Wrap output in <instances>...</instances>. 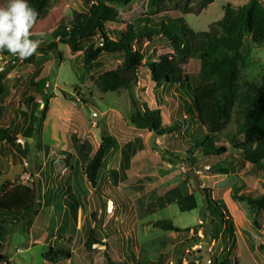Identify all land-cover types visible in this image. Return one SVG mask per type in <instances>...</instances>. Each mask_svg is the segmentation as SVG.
<instances>
[{"label": "rangeland", "instance_id": "1", "mask_svg": "<svg viewBox=\"0 0 264 264\" xmlns=\"http://www.w3.org/2000/svg\"><path fill=\"white\" fill-rule=\"evenodd\" d=\"M197 2L191 1L193 12L178 10L168 13L167 22L175 32H181L180 23L176 22L179 17L184 18L196 32L208 31L212 23L223 18L227 4L239 7L248 0H216L200 12L197 11ZM147 5V0H134L129 6H117L119 24H109V29L114 31L126 24L137 23L146 14ZM86 10L84 0H51L48 15L36 22L31 39L39 41V44L49 41L50 34L61 22L68 24L75 12ZM98 38L95 37L92 42L99 41ZM88 44L84 42L83 49ZM139 49L143 62L172 51L169 41L161 36L152 42L144 40ZM243 54L249 59L248 67L242 70L243 77L264 90V45L254 44L247 38ZM122 60L120 55H104L103 68L89 71L84 68V51L73 53L68 45L59 42L56 50L45 55L38 53L34 64L19 63L4 79L8 91L0 113V124L21 131L18 144L24 149L21 153L16 146L0 141V168L5 169L9 165L0 178V185L5 180L26 184L40 181L42 200L38 208L39 218L32 228L33 232L30 231L31 235L28 219L14 224L10 231H6L2 252L10 255L11 264H53L43 258V254L50 249L44 239L61 225L60 235L65 233V237L57 242L58 247L70 249L72 257L54 264H106V253L116 264H160V253L166 255L163 264H177L181 256L184 260L182 264H189L195 255L191 252L193 249L182 246L186 234L155 229L153 223L166 219L181 228H193L199 227L202 222L204 229L210 231L213 215L208 210L203 192L210 190L224 208L226 217L235 224L236 244L231 248L230 255L240 264H264V249L259 250L264 243V214L260 215L262 228L258 229L248 205L233 199V195L243 193H264V174L254 173L250 164L243 167L242 162H237L239 149L224 138L220 145L227 149L226 155L221 159L201 156L198 167H190L183 161L187 159L186 150L193 140L206 135L197 124L186 125L181 137H159L134 125L130 117L136 110L135 99L147 103L151 109H161L165 125L174 118L185 116L186 102L190 103V99L185 87H156L147 68L141 72L139 82L132 90L101 91L96 83L98 74L115 68ZM200 69V60L191 59L187 67L189 74L197 75ZM30 79L39 81L38 89L30 83ZM24 90L37 100L25 102L27 96L23 98ZM81 99H85L86 104ZM46 105L48 111L41 137L42 146L41 150H37L36 141L26 138L24 130L33 122L39 123L41 111ZM107 135L114 137L115 144L104 160L98 185L94 188L78 161L74 146L86 144L95 153ZM137 138L144 142V149L132 158L128 179L114 181L110 173L120 168L123 146ZM183 142L186 143L183 149L178 150L177 145ZM70 163L73 168L69 167ZM221 169H227L229 173ZM176 187L184 192H197L198 207L182 212L175 203L150 214L159 198ZM67 190L75 191L80 197L81 227L78 229L68 204L65 217L64 210L59 212L60 203L55 204L69 192ZM108 198L116 203L113 214L106 210ZM94 226L101 242L99 244H106L107 249L99 244L93 245L91 251L86 249L85 242L90 228L92 230ZM192 235L193 232L188 237ZM209 241L204 239L205 243ZM216 242V249L219 248L217 255H225L232 245L229 234L222 235ZM150 246L154 247V251Z\"/></svg>", "mask_w": 264, "mask_h": 264}, {"label": "trees", "instance_id": "2", "mask_svg": "<svg viewBox=\"0 0 264 264\" xmlns=\"http://www.w3.org/2000/svg\"><path fill=\"white\" fill-rule=\"evenodd\" d=\"M134 0H84L86 11L75 12L68 24L61 22L50 34V40L40 43L38 53L48 54L58 48L59 42L68 45L73 53L84 51V68L94 70L103 68L104 55H120L123 60L113 69L98 74L96 83L104 92L117 91L119 89L132 90L139 82L141 72L147 68L156 87L177 85L186 88L190 103L187 106L185 116L174 118L169 124L163 123L161 109H151L147 103L134 100L135 112L131 115V122L141 129H147L155 135L178 137L182 136V130L186 125H198L206 132L202 139H195L186 150L187 159L183 160L190 167H198L202 158L221 159L227 153V149L220 145L224 138L239 149V159L244 167L250 164L254 173L264 174V90L255 83L243 77L242 70L249 65V59L243 51L246 47V39L259 46L264 45V1L248 0L242 6L234 7L227 4L224 16L221 20L211 24L208 31H194L185 19L179 17L180 33L175 32L167 22L169 12L182 11L193 12L192 0H147L146 14L137 23L126 24L123 28L110 30L108 25L119 24V10L117 6H129ZM197 11H202L216 0H197ZM5 6L7 0L0 1ZM30 5L38 12L37 22L48 15L51 0H29ZM113 34L115 37L111 36ZM163 37L169 41L171 52L157 59L143 62V55L139 45L148 40L152 42L156 37ZM95 37L99 41L92 42ZM38 39H42L38 37ZM89 42L83 49L82 44ZM6 65L0 72V113L8 91L4 79L16 69L19 63L34 64L37 55L20 60L7 52H0ZM199 59L201 69L197 75L189 74L187 67L191 59ZM79 93V92H78ZM82 103L86 102L81 99ZM34 102V98H31ZM86 104V103H84ZM48 105L41 111L38 124L31 123L24 130L26 138H32L37 150H41L43 127L47 118ZM21 131L10 126L0 124V141L11 146L18 147L22 152L18 137ZM36 136V137H35ZM115 144L114 137L104 136L98 149L93 153L91 147L86 144H78L75 147L78 161L85 169L88 181L96 188L99 182L100 172L104 160ZM186 143H179L178 150L183 149ZM144 149V142L137 138L126 143L122 148V160L119 170H112L111 177L114 181L128 179V170L131 167L132 158ZM168 156H173L168 154ZM236 162V161H235ZM69 167L73 168L70 163ZM220 171L229 173L227 169ZM4 175L0 170V178ZM34 176V174H32ZM264 176V175H263ZM40 181L32 184L11 182L5 180L0 185V264H11L6 253L2 252L3 239L14 224L28 219L32 225L37 215L41 202L42 190ZM207 207L213 215L210 225L211 230L199 227L181 228L172 220H158L153 223L155 229L166 232H175L179 235L186 234V240L182 246L186 249L203 242V249L192 250L194 260L189 264H240L239 260L230 255L232 247H235V224L226 217L224 208L212 196L210 190H204ZM233 199L245 202L250 212L253 213V223L261 229L260 215L264 214V193L250 192L239 196L233 195ZM177 203L182 212L190 211L198 207L197 192H184L176 187L169 190L159 198L158 204L153 205L150 214ZM66 213L68 206L71 213L77 219L80 201L78 197L70 193L66 200ZM9 224H12L9 229ZM96 227L90 230L85 247L88 251L93 245L101 243L96 236ZM200 229L205 237L199 236ZM60 229H58V233ZM193 231V235L188 237ZM229 234L232 245L225 255H217L216 245L214 252L208 250L213 241L221 239L222 235ZM51 234L48 235L50 239ZM210 239L208 243L204 239ZM154 251V247L150 246ZM264 249V243L259 250ZM156 250V249H155ZM216 250V251H215ZM151 251V252H153ZM158 252V250H157ZM72 252L65 248H55L50 245L49 251L43 254L48 263H58L63 259H70ZM106 264H116L113 258L106 253ZM166 255L160 253L158 263L163 264ZM199 261L198 263L196 261ZM211 260V263L208 261ZM184 262L183 256L177 259V264ZM121 264H134L124 262Z\"/></svg>", "mask_w": 264, "mask_h": 264}, {"label": "clouds", "instance_id": "3", "mask_svg": "<svg viewBox=\"0 0 264 264\" xmlns=\"http://www.w3.org/2000/svg\"><path fill=\"white\" fill-rule=\"evenodd\" d=\"M38 15L29 0H7L5 6H0V52L10 53L20 60L37 55L40 45L39 41L31 39V31ZM0 58L1 72L5 68L6 61L1 55Z\"/></svg>", "mask_w": 264, "mask_h": 264}, {"label": "crops", "instance_id": "4", "mask_svg": "<svg viewBox=\"0 0 264 264\" xmlns=\"http://www.w3.org/2000/svg\"><path fill=\"white\" fill-rule=\"evenodd\" d=\"M38 82L39 81H37V82H35V81H33V79H30V83L32 84V85H34V86H37V89H38V87H39V84H38ZM164 86V85H163ZM162 87V86H161ZM180 87H178V86H176L175 87V89H179ZM26 90H24V92H25ZM25 95L27 96L26 97V99H25V102H28V103H32L31 102V98H34L31 94H29L28 92H25L24 94H23V98L25 97ZM37 99L36 98H34V102L36 101ZM184 102H186V101H184ZM29 139H31V138H29ZM33 140V139H32ZM34 141V140H33ZM24 146H22V152H23V148ZM17 149H18V147H17ZM21 152V153H22ZM132 161V160H131ZM13 163V161H11V164ZM0 166H1V164H0ZM9 165H7V167L5 168V169H3V167H1L0 168V170L1 171H3V173L4 172H6L7 171V169L9 168L8 167ZM67 191H69L66 195H64V196H62L59 200H57V201H55V204H57L58 202L60 203V207H59V209H60V211L59 212H61V211H63L64 210V212H65V214H64V217L66 216V204H65V200H66V198H67V196L70 194V193H73V194H75L77 197H78V199L80 200V197L76 194V192L75 191H70V190H67ZM82 208H81V203H80V206H79V211L81 210ZM79 211H78V216H77V219H75L74 217V220H75V224H76V227H77V229L79 228V227H81L80 226V224H81V220H80V218H79ZM63 212V213H64ZM38 218H39V211H37V215H36V218L34 219V222H33V224L31 225V227H30V229H29V234H30V231L31 232H33V230H32V228H34L35 227V225H36V222H37V220H38ZM78 224V225H77ZM59 228V227H58ZM58 228H57V230H55V231H53V232H51V237H50V239H48V235L46 236V238L44 239V241H45V243L46 244H49V245H52V246H54L55 248H64V246L63 247H58V244H57V242H59L60 241V239H62L63 237H65V235H63V234H65V233H63V234H61L60 235V233H61V230H62V228H63V226H61L60 225V233H58ZM93 228H95V226L93 227ZM92 228V229H93ZM90 230H91V228H90ZM31 235V234H30ZM33 240V239H32ZM31 240V241H32ZM30 241V242H31ZM104 240H102V242H103ZM31 244H33L32 242H31ZM99 245H101V246H103L105 249H107V246H106V244L105 245H102V244H99ZM65 249H68V248H65ZM70 250V249H69ZM8 256H10V255H8ZM114 260V259H113ZM115 261V260H114Z\"/></svg>", "mask_w": 264, "mask_h": 264}, {"label": "built area", "instance_id": "5", "mask_svg": "<svg viewBox=\"0 0 264 264\" xmlns=\"http://www.w3.org/2000/svg\"><path fill=\"white\" fill-rule=\"evenodd\" d=\"M1 64L2 63H1V58H0V65ZM106 210H107V212L112 213V214L115 212L116 203H115V201L112 198H108L107 199V201H106ZM201 224H202V222H201ZM199 236L204 238V232H203L202 229H200V231H199ZM203 244H204L203 242L198 243V244L194 245L192 247V249L193 250L203 249ZM215 245H216V241H213L212 243H210L209 246H208V250L211 251V252H214ZM196 262L198 263L199 261L197 260ZM208 263H211V260H209ZM171 264H173V262H171Z\"/></svg>", "mask_w": 264, "mask_h": 264}]
</instances>
